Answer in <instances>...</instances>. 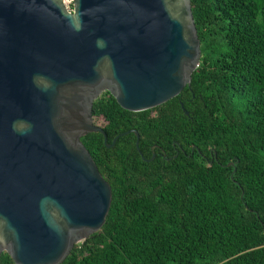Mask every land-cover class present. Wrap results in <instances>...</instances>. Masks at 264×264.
I'll return each mask as SVG.
<instances>
[{"label": "water", "instance_id": "obj_1", "mask_svg": "<svg viewBox=\"0 0 264 264\" xmlns=\"http://www.w3.org/2000/svg\"><path fill=\"white\" fill-rule=\"evenodd\" d=\"M200 57L191 0H0V255L60 264L98 232L111 187L81 137L118 136L107 144L93 102L156 107Z\"/></svg>", "mask_w": 264, "mask_h": 264}, {"label": "trees", "instance_id": "obj_2", "mask_svg": "<svg viewBox=\"0 0 264 264\" xmlns=\"http://www.w3.org/2000/svg\"><path fill=\"white\" fill-rule=\"evenodd\" d=\"M191 10L201 57L189 85L143 111L107 91L93 102L107 144L118 136L81 137L110 207L60 264H264V0ZM0 264L14 262L3 252Z\"/></svg>", "mask_w": 264, "mask_h": 264}, {"label": "built area", "instance_id": "obj_3", "mask_svg": "<svg viewBox=\"0 0 264 264\" xmlns=\"http://www.w3.org/2000/svg\"><path fill=\"white\" fill-rule=\"evenodd\" d=\"M70 2H71V0H65V3L67 6H69Z\"/></svg>", "mask_w": 264, "mask_h": 264}, {"label": "flooded vegetation", "instance_id": "obj_4", "mask_svg": "<svg viewBox=\"0 0 264 264\" xmlns=\"http://www.w3.org/2000/svg\"><path fill=\"white\" fill-rule=\"evenodd\" d=\"M69 8H71V2H70V4H69V6H68Z\"/></svg>", "mask_w": 264, "mask_h": 264}, {"label": "rangeland", "instance_id": "obj_5", "mask_svg": "<svg viewBox=\"0 0 264 264\" xmlns=\"http://www.w3.org/2000/svg\"><path fill=\"white\" fill-rule=\"evenodd\" d=\"M95 123L99 124L100 122L97 120Z\"/></svg>", "mask_w": 264, "mask_h": 264}]
</instances>
